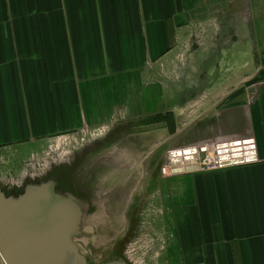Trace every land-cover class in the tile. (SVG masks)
Segmentation results:
<instances>
[{
	"label": "crops",
	"instance_id": "obj_1",
	"mask_svg": "<svg viewBox=\"0 0 264 264\" xmlns=\"http://www.w3.org/2000/svg\"><path fill=\"white\" fill-rule=\"evenodd\" d=\"M257 25L264 46V0H0V158L83 125L111 126L97 138L129 143L121 158L246 139L248 164L201 171L156 159L136 185H163L151 202L162 264H264V81L190 92L172 108L175 130L170 119L143 123L170 115L162 68L173 47L250 44Z\"/></svg>",
	"mask_w": 264,
	"mask_h": 264
},
{
	"label": "rangeland",
	"instance_id": "obj_2",
	"mask_svg": "<svg viewBox=\"0 0 264 264\" xmlns=\"http://www.w3.org/2000/svg\"><path fill=\"white\" fill-rule=\"evenodd\" d=\"M213 32L211 30V33ZM257 34L258 25L256 30L251 31V38ZM253 39L249 41V44L248 41H241L239 38L235 40L238 44L227 47L216 44L199 45V43H194L193 40H190L188 45L173 47V54L176 52V56L171 58L168 64L164 63L163 68L160 65L169 76L163 80L167 81L166 85L168 87V92L166 91L164 94V102H169V105H171L169 115L171 131L176 129L175 121L179 118L178 111L175 110L174 116L172 108L179 106L178 104L183 102V98H192L194 93L190 92L200 88H207L208 92H212L216 89L220 90L224 85H228L229 89H235L237 86L246 88L247 85L254 88L257 87L258 81H264V46L258 45L262 44L258 39ZM160 66H156V69H161ZM247 76L251 78L247 83H243L242 81H245ZM227 79L228 82L225 83ZM146 105L147 102L143 104V107ZM142 111V109L137 110L139 120L144 119V114L140 115ZM122 113V117H127L129 111H122ZM131 113L134 112L131 111ZM192 115L187 116L185 121L193 120L197 114ZM150 117L153 116L150 115ZM150 117H147V119ZM193 123L190 125L191 134H193ZM110 128L111 126L100 127L99 131V127L83 125L75 127L70 132L63 130L56 137H48V139L41 141L40 146L36 148L30 145L20 149L10 147L8 156L0 158V179H5V182L9 181V183H17L20 176L24 177L25 173L34 178L44 175L45 172H51V169L55 170L51 165L53 162H57V166L67 165L68 153H60V150L79 147L77 151H80L81 144L85 142L86 146L92 145V149L90 150V147H88L86 154L89 151L93 152L91 154L89 152L86 160L88 168L85 171L87 173L80 175V171L78 173L73 172V177H69L67 180L70 183L66 181L65 185L67 183L66 186L75 190L79 195L84 193L82 190L83 185H101L108 191L116 186L117 188L114 191H117L118 188L130 191L135 187L141 176L147 174L145 173L146 168L149 169L156 159L157 161L165 159L172 162H181L180 157L183 152L191 153L190 155L194 156L192 152L195 151L196 154L201 155L202 151L205 150L203 147L207 145V143L198 146L186 144L182 146L183 148L170 146L171 148L167 153L165 152L169 148L168 144L165 148L158 150H156V146L154 148L151 146L144 152L131 151L133 154L124 150V156L121 158L119 156L120 151H122L119 150L120 146L130 148L129 143L118 141L117 137L119 136L115 133L108 135L106 141H99L98 139L101 136L97 138V134L102 133V129L106 132ZM114 128L116 133L120 129L125 134L128 127L115 126ZM55 144H57L56 147ZM84 165L86 166V164ZM147 177L144 176V182ZM141 189L142 186L136 193L137 200H133L132 204H130V201L127 202L128 195H125V193L120 201L114 200L112 203L101 199L103 197L94 198L92 196L89 197V200L86 199L84 203L87 209L86 221L99 232L97 239H95L94 247L96 248L93 250L94 254L91 255L92 260L93 258L103 260L105 257L118 254L124 256L133 264H162L160 248L163 237L158 224H154L156 223L153 221L155 206L151 203L153 198L159 202L160 196L154 191L150 193L146 209L139 213L141 207L135 210L134 203L138 206L142 204L144 196L142 197L140 193ZM87 202H90V204ZM154 239L156 240L154 241ZM0 264H5L1 257Z\"/></svg>",
	"mask_w": 264,
	"mask_h": 264
},
{
	"label": "water",
	"instance_id": "obj_3",
	"mask_svg": "<svg viewBox=\"0 0 264 264\" xmlns=\"http://www.w3.org/2000/svg\"><path fill=\"white\" fill-rule=\"evenodd\" d=\"M45 173L35 179L25 177L23 185L0 183V257L3 262L133 264L122 256L101 262L91 259L99 232L86 221L85 202L62 185L61 178Z\"/></svg>",
	"mask_w": 264,
	"mask_h": 264
},
{
	"label": "flooded vegetation",
	"instance_id": "obj_4",
	"mask_svg": "<svg viewBox=\"0 0 264 264\" xmlns=\"http://www.w3.org/2000/svg\"><path fill=\"white\" fill-rule=\"evenodd\" d=\"M81 146H82V148L80 149V151H77V149L79 147H71V148H68L66 150L65 149L64 150H60L59 151L60 153H62V152L63 153H68V155H67L68 159L66 160L67 165L57 166V162H53L52 164L50 163L55 170L51 169V172H48L47 175L50 176V177L62 178V180H61V182L63 183L62 185H65V182L68 180V178L69 177H73V172H77L78 173L80 171V175H83V174L87 173V171H85V169L88 168V166H87L88 164H87L86 160L88 158V155H89L90 151L86 154V150H88V147H90V150H91L92 149V145L86 146L85 142H84V143L81 144ZM80 152L82 153V155H81ZM91 153H93V152H90V154ZM56 154H57V152H56ZM84 164H86V166ZM64 173H65V175H64ZM25 177H28V175H26V173H25L24 177L20 176V178L17 180L16 184L17 185H23V179ZM34 179H35V177H34ZM0 180L2 181V182L0 181V183H2V184L9 182V181L5 182V179H3L4 180L3 181L2 178ZM67 183H70V182L67 181ZM67 183H66V185H67ZM82 184H83V182H82ZM9 185H12V183H9ZM141 186H142V189L140 190L141 191L140 193H141L142 197L144 196V200L142 201V204L140 206H138L136 203H134L135 210L137 208L141 207L140 208V212H139V213H141L142 210L144 211V209H146V205H147V203L149 201V197L148 196H150V193H153V191H154V193L159 195L160 199H161V196H162V193H163V188H162L163 185H135V187L132 188L130 191L128 189L126 190L124 188L123 189L118 188L117 191H114V189L117 188L116 186L112 187V189H110V191H108V190L104 189L105 187H103L101 185H83V188H82V190L84 192L83 195H79L72 188H69V187L68 188L70 190H72L73 192H75L77 195H79V197L82 198V201H84V202H86V199L89 200V197L91 198L93 196L94 198L103 197L101 199H105L109 203H112V202H114V200L120 201L121 198H122V195H124V193H125V195H128L127 202L130 201V204H132L133 200H137L136 193L140 189ZM108 192L111 193V194H109ZM127 192H128V194H127ZM107 196H109V197H107ZM87 203L90 204V202H87ZM128 209H129V207H128ZM128 209H127V211H128ZM129 211H131V209H129ZM128 212H127V214H128ZM138 215L140 216V214H138ZM115 256H119V255L118 254H114L113 256H108V257L103 258V260H97V259L93 258V260L101 262V261H105V260L111 259L112 257H115ZM122 257H124V256H122Z\"/></svg>",
	"mask_w": 264,
	"mask_h": 264
},
{
	"label": "built area",
	"instance_id": "obj_5",
	"mask_svg": "<svg viewBox=\"0 0 264 264\" xmlns=\"http://www.w3.org/2000/svg\"><path fill=\"white\" fill-rule=\"evenodd\" d=\"M201 155L183 152L180 157L183 168L212 171L248 164L253 160L251 145L246 139L226 140L204 146ZM195 149V148H194Z\"/></svg>",
	"mask_w": 264,
	"mask_h": 264
},
{
	"label": "trees",
	"instance_id": "obj_6",
	"mask_svg": "<svg viewBox=\"0 0 264 264\" xmlns=\"http://www.w3.org/2000/svg\"><path fill=\"white\" fill-rule=\"evenodd\" d=\"M165 119H167V120L170 119V116L167 115V114L164 115V116L155 115L154 117H150L149 119H147L146 121H144V124L157 123V122H161L162 120H165Z\"/></svg>",
	"mask_w": 264,
	"mask_h": 264
}]
</instances>
